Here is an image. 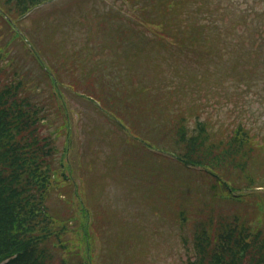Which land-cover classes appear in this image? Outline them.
Instances as JSON below:
<instances>
[{
  "label": "rangeland",
  "instance_id": "obj_1",
  "mask_svg": "<svg viewBox=\"0 0 264 264\" xmlns=\"http://www.w3.org/2000/svg\"><path fill=\"white\" fill-rule=\"evenodd\" d=\"M223 4L208 53L202 35L187 52L158 37L127 0L11 18L0 0V84L28 86L53 150L52 264H264V0Z\"/></svg>",
  "mask_w": 264,
  "mask_h": 264
},
{
  "label": "trees",
  "instance_id": "obj_2",
  "mask_svg": "<svg viewBox=\"0 0 264 264\" xmlns=\"http://www.w3.org/2000/svg\"><path fill=\"white\" fill-rule=\"evenodd\" d=\"M45 1L48 0H3L7 8L0 7L10 18L14 12L23 14ZM127 1L142 17L156 25L158 37L170 38L175 48L186 52L200 47L196 36L202 35L205 49L212 53L211 40L215 36L206 33L224 24V16H228V6L223 4L226 0ZM226 38L221 39L220 48H239L234 43L225 44ZM1 69L0 65V72ZM28 89L20 80L0 84V264H52L53 258L45 243L53 219L46 206L53 176L47 165L53 150L50 139L37 129L41 107L24 93ZM204 125L197 119L196 129H201L200 134ZM215 174L221 177L217 171ZM205 247L213 248L210 245L201 247L199 258ZM228 249L233 250V246ZM243 257H236L234 264H239ZM75 264H83L82 259L78 258Z\"/></svg>",
  "mask_w": 264,
  "mask_h": 264
}]
</instances>
